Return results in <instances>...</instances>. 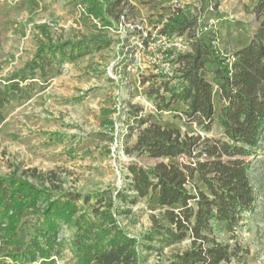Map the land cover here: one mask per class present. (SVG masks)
<instances>
[{
  "label": "trees",
  "instance_id": "16d2710c",
  "mask_svg": "<svg viewBox=\"0 0 264 264\" xmlns=\"http://www.w3.org/2000/svg\"><path fill=\"white\" fill-rule=\"evenodd\" d=\"M81 1L87 14L100 20L102 29L118 28L122 18L136 17L137 8L130 0ZM198 1L203 9L200 17L190 18L178 7L163 25L161 33L168 37L188 33L192 51L177 57L182 68L176 81L162 79L150 93L158 98V111H168L180 102L185 107L181 115L185 125L195 123L211 131L217 86L224 137L183 133L136 114L140 130L129 151L177 161L162 160L151 167L129 165L128 181L116 192L109 188L56 193L60 186L54 183L55 173L46 175L37 168L22 175H0V249L6 251L0 264H53L64 245L58 239L64 224L76 228L71 243L76 264H148L144 250L161 253L150 264H249L252 252L240 230L256 211L250 158L264 142V0H250L258 23L254 34L242 22L216 14L222 0ZM212 15L217 22L203 33L202 26L210 24ZM222 27L234 42L231 50L211 44L215 36L222 42ZM112 43L113 39L95 34L41 45L23 68L0 80V122L5 120V108L14 101H29L36 92L38 71L46 78L59 73L65 62L105 50ZM225 55L233 57L231 64ZM207 73L214 82L206 78ZM47 176H53L47 186L31 180ZM156 193L163 211L152 216V227L140 238L129 235L118 214L130 212L128 205ZM32 215L36 220L26 244L21 227ZM186 240L190 241L185 250L170 256L163 252Z\"/></svg>",
  "mask_w": 264,
  "mask_h": 264
},
{
  "label": "rangeland",
  "instance_id": "374dc122",
  "mask_svg": "<svg viewBox=\"0 0 264 264\" xmlns=\"http://www.w3.org/2000/svg\"><path fill=\"white\" fill-rule=\"evenodd\" d=\"M130 3L137 8L134 19L122 18L118 28L102 29L100 20L87 14V6L81 0H0V80L23 68L43 44L95 34L113 39L105 50L65 62L59 73L54 71L43 78L38 71L36 92L29 101H14L4 109L5 120L0 122L1 176L14 172L22 175L25 170L37 168L46 175L54 172L56 178L31 180L38 186H47L53 177L60 186L56 193L109 188L116 192L128 181L125 174L129 165L151 167L162 160L177 161L152 159L129 151L140 130L136 114L183 133L224 137L219 123L222 101L217 86L214 89L217 114L211 131L195 123L185 125L181 117L185 107L180 102H174L168 111H158V98L150 93L163 82L156 76L163 63L157 56L161 52L166 55L171 44L161 33L163 25L178 7H183L190 18L200 17L201 2L130 0ZM252 7L250 0H222L216 14L227 21L242 22L254 34L258 23ZM212 18L216 23L218 17ZM226 33L222 27L220 47L224 51L234 46ZM206 78L214 82L211 73ZM250 160L257 204L240 231L252 252L249 264H264V142ZM118 206L123 211L121 202ZM128 208L130 212L117 217L128 234L137 238L152 227V216L163 211L157 193L142 197ZM35 220L32 215L21 227L26 244L31 241ZM75 232L74 225L64 224L58 236L64 245L53 264H76L71 244ZM189 241L165 247L163 252L170 256L183 251ZM3 252L6 251L0 249V256ZM142 253L148 264L158 261L161 254L157 250Z\"/></svg>",
  "mask_w": 264,
  "mask_h": 264
},
{
  "label": "built area",
  "instance_id": "2783aa9c",
  "mask_svg": "<svg viewBox=\"0 0 264 264\" xmlns=\"http://www.w3.org/2000/svg\"><path fill=\"white\" fill-rule=\"evenodd\" d=\"M214 23H215L214 21H211L209 25H203L202 32L205 33L209 31V29H211V26L214 25ZM45 24H51V22L45 21ZM164 36L165 38H167V40L169 39L171 44L169 45L168 52L166 55H164L163 52H161L157 56L159 60L162 61L163 63L161 64V66L158 67L157 69L158 74L156 76L164 80L176 81V76L180 74L182 68L181 64L176 59L180 54H184L192 51L191 48L192 40L189 39L187 33H184L183 35H180L179 33H175L172 37H168L166 35ZM211 44L214 48L218 47L221 49L220 47L221 42L218 36H215L213 38ZM225 57H227L226 62L231 64L233 57L230 55H225ZM155 61H158L157 58ZM161 75L163 77H159Z\"/></svg>",
  "mask_w": 264,
  "mask_h": 264
},
{
  "label": "bare ground",
  "instance_id": "6f19581e",
  "mask_svg": "<svg viewBox=\"0 0 264 264\" xmlns=\"http://www.w3.org/2000/svg\"><path fill=\"white\" fill-rule=\"evenodd\" d=\"M148 103V102H147ZM149 104V103H148Z\"/></svg>",
  "mask_w": 264,
  "mask_h": 264
}]
</instances>
